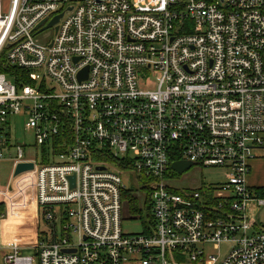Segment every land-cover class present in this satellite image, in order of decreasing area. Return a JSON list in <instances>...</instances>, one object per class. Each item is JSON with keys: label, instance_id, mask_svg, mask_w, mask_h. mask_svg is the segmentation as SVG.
I'll use <instances>...</instances> for the list:
<instances>
[{"label": "built area", "instance_id": "built-area-1", "mask_svg": "<svg viewBox=\"0 0 264 264\" xmlns=\"http://www.w3.org/2000/svg\"><path fill=\"white\" fill-rule=\"evenodd\" d=\"M7 1L0 204L34 202L47 229L33 257L14 240L0 264H264V197L245 183L264 159V0ZM179 162L226 181L177 188ZM20 163L33 169L13 178ZM133 215L142 231L123 232Z\"/></svg>", "mask_w": 264, "mask_h": 264}, {"label": "rangeland", "instance_id": "rangeland-1", "mask_svg": "<svg viewBox=\"0 0 264 264\" xmlns=\"http://www.w3.org/2000/svg\"><path fill=\"white\" fill-rule=\"evenodd\" d=\"M7 0H2V7L5 10L7 7ZM48 33L52 35L53 31L49 30ZM9 81H12L11 79H8ZM153 77L148 76L147 81L148 83H152ZM13 82V81H12ZM24 116H18L12 120V137L13 139L19 143V144H26L31 145L28 149L25 150L27 157L35 156L36 151L32 147L34 144V138H33V132L31 130L24 128ZM37 154L40 155L39 150H37ZM251 165V172L248 177L245 178L246 185L249 186H256V187H263L264 188V159H257L252 160L250 162ZM2 177H5L6 179L10 178L12 173V165L11 162L5 160L2 164V167H0ZM125 177H123V180ZM226 181L225 178V170L221 168H201V167H190L188 170L183 172L182 174H175L172 176V179L169 181V183L177 188L180 189H191L196 188L200 185H209V184H223ZM15 204L19 203L20 200L15 199ZM23 211V212H22ZM21 213H28L25 210H21ZM19 212V213H20ZM123 216H126L124 213ZM133 220H123L122 221V230L125 233L132 234V233H139L143 229V221L138 218L136 215ZM37 238L38 240L41 239V233L45 231L46 224L42 220V218L39 217V220L37 222ZM57 230H59V225L57 226ZM72 240L74 243L77 242V236L73 235ZM197 248H200V246H197ZM228 248L227 245H222L220 248L221 254L225 252V250ZM210 251V250H209ZM23 255L26 256H34L35 251L33 248L26 249L22 252ZM177 264H190L186 262L185 260H179L176 259ZM2 264V263H1ZM207 264V263H206Z\"/></svg>", "mask_w": 264, "mask_h": 264}, {"label": "crops", "instance_id": "crops-1", "mask_svg": "<svg viewBox=\"0 0 264 264\" xmlns=\"http://www.w3.org/2000/svg\"><path fill=\"white\" fill-rule=\"evenodd\" d=\"M3 163L0 164V167H2ZM9 179L10 178L6 179L5 177H2L0 170V191H4L8 188ZM249 187L257 189L263 188L256 186ZM3 209V217L0 218V253H7L10 243L14 240L19 243L21 253L26 249L33 248L38 240L37 222L39 220V211L36 204L30 202L24 208H17L16 206L6 207L4 205ZM21 210H25L28 213H21Z\"/></svg>", "mask_w": 264, "mask_h": 264}, {"label": "water", "instance_id": "water-1", "mask_svg": "<svg viewBox=\"0 0 264 264\" xmlns=\"http://www.w3.org/2000/svg\"><path fill=\"white\" fill-rule=\"evenodd\" d=\"M71 8H69L70 10ZM62 16V14L56 16L51 22H49L44 28H42L41 30L43 29H46V28H49V27H52L53 25H55L59 18ZM43 22H41L40 24H42ZM86 71L87 69H84V71H82L80 74H79V78L81 79V77H86ZM191 167V164L189 163H186V162H179V163H173L172 164V169L174 171H176L178 174H182L183 172H185L186 170H188L189 168ZM33 169V164L31 163H20L16 166L14 172H13V175L12 177L15 178L17 177L18 175H20L21 173H25V172H28V171H31ZM98 169H102V168H98ZM70 182H71V187H73V182H74V178L71 177L70 178ZM69 252V251H68Z\"/></svg>", "mask_w": 264, "mask_h": 264}, {"label": "trees", "instance_id": "trees-1", "mask_svg": "<svg viewBox=\"0 0 264 264\" xmlns=\"http://www.w3.org/2000/svg\"><path fill=\"white\" fill-rule=\"evenodd\" d=\"M0 62H2V60H0ZM13 70H14L13 68L3 69V68L0 67V72H3V73H9V72H12ZM254 190H255V194L258 197H264V189L263 188H258V189L257 188H254ZM127 198L131 200V206L130 207H132V209L134 210L135 207H136V204H137L135 197H132V199H131V197L128 196ZM3 207H4V205L3 204H0V218L4 214ZM39 217L42 218V214L41 213L39 214Z\"/></svg>", "mask_w": 264, "mask_h": 264}]
</instances>
